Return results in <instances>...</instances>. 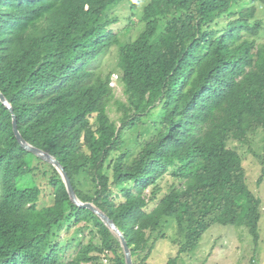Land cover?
<instances>
[{
  "label": "trees",
  "instance_id": "trees-1",
  "mask_svg": "<svg viewBox=\"0 0 264 264\" xmlns=\"http://www.w3.org/2000/svg\"><path fill=\"white\" fill-rule=\"evenodd\" d=\"M257 1L264 3L0 0V90L19 131L60 161L80 199L114 220L134 264H149L157 237L166 238L154 235L169 218L184 232L178 256L194 252L217 223L246 226L259 240L262 200L248 185L241 155L228 146L233 139L249 144L251 134L264 132V42H257L264 24ZM123 2L133 12L143 8L146 28L120 50L128 100L119 104L118 126L109 114L111 74H103L101 61L118 43L107 11ZM226 17L216 31L212 25ZM152 119L153 133L128 161L126 133ZM36 158L43 160L19 142L13 112L0 98V264H92L105 250L115 264H126L119 239L94 211L72 201L53 164V203L38 208L41 187L18 182L34 173ZM82 173L92 177L93 195L78 188ZM168 173L184 185L159 197ZM80 223L91 225L100 242L83 244L62 263L55 237ZM178 256L167 264H178Z\"/></svg>",
  "mask_w": 264,
  "mask_h": 264
},
{
  "label": "rangeland",
  "instance_id": "rangeland-1",
  "mask_svg": "<svg viewBox=\"0 0 264 264\" xmlns=\"http://www.w3.org/2000/svg\"><path fill=\"white\" fill-rule=\"evenodd\" d=\"M142 6H145L151 0H141ZM257 8V17L264 24V3L254 2ZM251 0H244V5L250 6ZM243 5L235 7L239 10ZM143 8L133 12L129 2L117 4L107 11V19L111 20L110 29L117 35L118 43H115L102 58L101 70L104 75L111 74L110 85L114 89L115 98L109 105L110 117L119 126L121 125V116L123 110L119 109L121 102L126 103L128 96L125 88L120 83L119 55L123 44L133 41L143 34L146 23L142 20ZM230 18H222L219 24L212 25L217 31L224 26ZM168 20H163L165 28ZM257 42H264V31L261 36L257 37ZM119 76V77H118ZM154 119L147 121L141 126L126 133V145L122 150L127 151L128 161L133 159L140 148V144L153 133ZM228 146L236 149L242 157L243 165L247 174L248 185L253 192L262 200L261 211L263 216L259 222L260 237L258 242L250 234L246 226L214 224L202 236L198 248L191 253H183L178 256L180 244L184 241V232H180L174 219H164L161 228L156 236H165L166 238L157 237L153 253L148 260L149 264H167L171 257L178 256V264H264V132L259 129L250 135V143L245 144L236 140H229ZM123 151V152H124ZM114 153L113 157H116ZM37 168L34 173L19 179L22 186L38 185L42 189V197L38 202V208L51 205L53 203L54 192L50 186V180L55 175L52 164L46 160L36 158ZM61 175V173L58 171ZM62 176V175H61ZM261 178V181L259 180ZM78 188L85 194L93 195L95 192V183L89 174L82 173L76 177ZM162 190L159 197L169 192L174 186L184 185L180 178H175L171 173L166 174L161 182ZM152 189H149L146 195L149 197ZM80 199V198H79ZM120 197L117 202L122 200ZM82 202H89L83 201ZM93 203V202H92ZM156 203H151L150 208ZM91 225L80 223L70 227H64L55 237L63 248L62 263L72 259L83 244L90 241L98 244L99 236L92 230ZM119 241L120 238L115 235ZM152 237L151 239H153ZM152 242V240H151ZM122 245V243H121ZM99 254V259L92 264H115V255L111 251H103ZM139 262V261H138Z\"/></svg>",
  "mask_w": 264,
  "mask_h": 264
},
{
  "label": "water",
  "instance_id": "water-1",
  "mask_svg": "<svg viewBox=\"0 0 264 264\" xmlns=\"http://www.w3.org/2000/svg\"><path fill=\"white\" fill-rule=\"evenodd\" d=\"M0 98L3 104H5L12 112H13V123H14V130L16 133V136L19 140V142L29 151L33 152L35 155L39 156L40 158L46 160L47 162L53 164L57 170L61 173L63 181L66 184V187L68 189L69 195L72 199V201L77 204L80 207H86L94 211L107 225V227L115 234L117 235L122 243V247L125 254L126 264H134L133 256L131 253V248L128 245L127 239L124 236L123 232L120 230V228L116 225L114 220L110 218L103 210H101L99 207H97L92 202H82L79 197L77 196L75 192V188L72 184L71 178L68 174V172L65 170V167L60 163V161L50 153L44 151L41 148L35 147L32 144H30L21 134V132L18 129V123H17V116L14 114V110L12 107V104L9 102L7 97L1 92L0 90Z\"/></svg>",
  "mask_w": 264,
  "mask_h": 264
}]
</instances>
